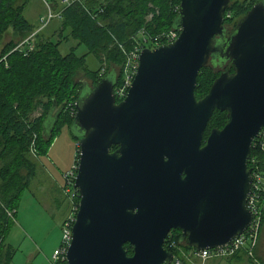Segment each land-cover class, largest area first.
<instances>
[{"label": "water", "instance_id": "water-1", "mask_svg": "<svg viewBox=\"0 0 264 264\" xmlns=\"http://www.w3.org/2000/svg\"><path fill=\"white\" fill-rule=\"evenodd\" d=\"M230 1L180 0L177 39L143 48L123 100L117 102L112 76L83 89L72 125L80 136L74 184L80 201L68 264H170V227L182 229L180 240L197 249L225 246L247 229L248 158L264 127V0L227 35ZM211 59L229 61L233 71H221L199 98L198 76ZM215 109L228 120L203 144ZM194 145L196 196L179 220L165 222L164 156Z\"/></svg>", "mask_w": 264, "mask_h": 264}, {"label": "trees", "instance_id": "trees-1", "mask_svg": "<svg viewBox=\"0 0 264 264\" xmlns=\"http://www.w3.org/2000/svg\"><path fill=\"white\" fill-rule=\"evenodd\" d=\"M257 1L231 0L225 13L226 29L232 31ZM27 2L0 0V44L10 30L16 37L11 38L0 51V264H11L16 253V248L5 241L13 223L7 211L17 212L23 192L37 173V162L30 153L32 142L35 141L38 156L48 155L63 127L68 126L72 131L75 104L88 86L76 80L79 71H87L92 80L91 87L111 76L116 87L122 82L126 61L121 45L124 48H131L137 43L148 46L141 37L136 40L143 30L148 40L164 31L180 30L177 25L180 0H83L62 7L54 5V8L61 10V34L69 30L67 36L77 40L78 45H84L87 48L85 53L79 55L74 49L63 53L62 40L55 41L41 33L37 35L33 50L11 52L18 41L34 29L24 15ZM228 12L231 14L229 17ZM231 31L227 30L228 33ZM89 56H93L94 62L105 63V71L101 72L100 64L91 68ZM223 63L226 69L233 71L229 61L224 60ZM220 72L210 65L200 70L195 90L199 98L209 92ZM38 109L40 114L34 116ZM226 118V114L216 111L206 134L214 126H224ZM73 135L80 139L74 131ZM253 153L252 147L250 155ZM73 200L79 205L80 197L75 187ZM263 224L264 209L260 232ZM180 239L172 238L176 242ZM169 241H165L166 248L180 255V246H168ZM181 242L185 250L192 248L185 241ZM125 247L128 254H133L130 243H126ZM244 256L241 253L232 258ZM58 264L68 262L64 260Z\"/></svg>", "mask_w": 264, "mask_h": 264}, {"label": "rangeland", "instance_id": "rangeland-1", "mask_svg": "<svg viewBox=\"0 0 264 264\" xmlns=\"http://www.w3.org/2000/svg\"><path fill=\"white\" fill-rule=\"evenodd\" d=\"M62 1L63 0H28L24 9V15L34 26L33 32L31 33L35 32V35L30 39L34 45L33 49L35 48L37 35L41 33L45 34L47 37H51V39L55 41L62 40L61 50L63 53L74 49L77 54L81 55L87 51V48L84 45H78L77 40L68 37L69 30H65L61 34V31H59V28L62 26L61 17L54 18L44 29L37 33L38 28L41 27V17L48 12L47 4L53 6V8L54 5L62 7ZM148 18H150V16ZM227 30L231 31V29ZM169 31H164V33ZM31 35L32 34L18 41L11 52L21 51V49L29 50L30 45L28 42L24 44L21 43ZM11 38L16 37L13 36L10 30L0 44V51ZM19 47L21 48L18 49ZM33 49L30 47V50ZM125 49L129 50V48ZM88 62L91 68H96L100 64L101 72H104L107 68L105 63L94 62L93 56H89ZM208 65L214 67L216 71H223L226 69V64L218 60L211 59ZM76 80H79V82H82L84 85H88L85 92L89 91L92 80L88 77L87 71L80 70L76 76ZM38 111L39 109L34 112V116L40 114ZM76 134H78V130ZM79 147V140L74 137L71 129L65 126L55 138L48 155H34L30 150L31 155L34 156L33 158L37 162V173L31 179L30 186L23 192L21 200H19L18 203L17 212L16 210L13 212L11 217L13 223L5 239L6 242H10L19 248L12 264H49V260H46V255H52L54 252L53 247L56 245L59 246L61 243L62 229L60 228V224L62 219L65 216L66 219L74 207L79 208L78 203L73 200L72 190L71 192L67 191L64 179L65 172L72 168L76 160L78 161L77 155L79 154ZM58 201L59 203H57ZM27 231L31 233V236L37 243L46 244L48 247L43 250V253H37L35 258L29 263L25 261V254L35 248V245L32 238L27 235ZM255 257L258 261L264 263V224L259 234L258 249L256 250ZM250 261L251 260L247 258V256H244L239 260H230L227 258L216 259L210 264L255 263Z\"/></svg>", "mask_w": 264, "mask_h": 264}, {"label": "built area", "instance_id": "built-area-1", "mask_svg": "<svg viewBox=\"0 0 264 264\" xmlns=\"http://www.w3.org/2000/svg\"><path fill=\"white\" fill-rule=\"evenodd\" d=\"M75 2H83V0H63L64 5H70ZM48 12L46 15L41 17L40 23L41 27L38 28L37 33L44 29L54 18L61 17V10L56 11L53 6L47 4ZM227 16H231L230 12ZM181 30V29H180ZM180 30L172 29L167 33H162L154 38L147 39L144 30L141 31L136 40L140 37L143 39L149 48H154L160 44L173 42L177 39ZM29 36L25 41L29 43L30 47L33 49V44L30 39L35 35ZM144 37H143V35ZM139 41V40H138ZM19 46V45H18ZM17 46V47H18ZM16 47V48H17ZM29 47V50H30ZM19 47L18 49H20ZM121 48L126 53V61L123 67V77L120 85L114 87V94L117 99L123 100L127 95L130 87L132 86L133 80L137 74L139 68V57L143 48H145L141 43L133 45L129 50H126L122 45ZM22 51V49H21ZM29 51L25 53L28 54ZM6 59V56L3 58ZM2 59V60H3ZM76 114V110L74 111ZM36 137V135H34ZM254 148L253 155H249L248 167L251 169V190L247 196V208L250 210L252 219L247 229L240 235L234 237L229 244L217 248L209 249H197L192 247L191 249L185 250L181 247L183 244L181 241L176 242L175 240L169 239L168 246L179 247L180 255H173L170 264H197L198 262L205 264L209 259H230L237 254H245L247 258L251 259L252 262L260 264L255 257V250L258 246L259 233L263 222V209H264V127H262L257 135L252 139L251 148ZM250 148V150H251ZM31 152L36 155L37 149L35 141L32 142ZM78 170V161L76 160L72 168L65 172V187L67 191L72 190L75 184V178ZM77 207H74L72 212L64 219L61 229H62V239L60 245L54 250L51 258L49 259V264H58L61 261H67V251L71 245L73 238V225L76 220ZM14 211L8 210L7 214L11 218Z\"/></svg>", "mask_w": 264, "mask_h": 264}, {"label": "flooded vegetation", "instance_id": "flooded-vegetation-1", "mask_svg": "<svg viewBox=\"0 0 264 264\" xmlns=\"http://www.w3.org/2000/svg\"><path fill=\"white\" fill-rule=\"evenodd\" d=\"M230 34L231 32L229 33L227 32V35H230ZM213 60H218V59H213ZM119 101L121 100L117 99V102ZM216 111H221V110L215 109L212 116L216 113ZM221 112L226 114V117H227L226 111H221ZM227 120H228V117L225 120V124ZM224 126H220V127L214 126L210 128L209 133L206 134L207 129L209 127V123H208L207 128L204 133L203 144L205 143L212 129L223 128ZM113 146H115V148L114 149L112 148V150H116L119 148V145H113ZM164 161H165V171H164L165 191L163 194L164 208L162 210V216L165 219V222H172V221L180 219L179 218L180 214L182 210L186 207L185 204L189 203V201L192 199L191 197L192 195L194 197L196 196V192H197V148L194 145V147L190 146L189 150L187 151L185 150L180 153H171L169 155H165ZM182 236H183L182 229H179L176 227H170L166 235V240L172 239V238H181Z\"/></svg>", "mask_w": 264, "mask_h": 264}, {"label": "crops", "instance_id": "crops-1", "mask_svg": "<svg viewBox=\"0 0 264 264\" xmlns=\"http://www.w3.org/2000/svg\"><path fill=\"white\" fill-rule=\"evenodd\" d=\"M6 36V35H5ZM57 203H59V201L57 202ZM66 217V216H65ZM65 217L62 219V221H61V224H60V228H61V225H62V222H63V220L65 219ZM61 230V229H60ZM27 235L29 236V237H31L32 238V241H33V243H34V245H35V248H33V249H31L30 251H28L27 252V254H25V261L26 262H31L32 260H33V258H35V256L37 255V253L38 254H41V253H43V250L44 249H47L48 247H47V245L46 244H39V243H37L36 241H35V239H33V237L31 236V233L29 232V231H27ZM35 235V234H34ZM6 241V240H5ZM8 244H10V245H12L13 247H15L16 248V253H15V255H14V258H15V256H16V254H17V252H18V247L17 246H15L14 244H12V243H10V242H7ZM60 245V244H59ZM58 246L56 245L55 247H53V251L57 248ZM36 250H37V252H36ZM47 257H46V260H49L50 258H51V256L52 255H46ZM14 258H13V260H14ZM239 259H242V258H239V257H235V258H230V260H239ZM213 260H216V259H209L208 261H206L205 262V264H210ZM13 262V261H12ZM251 262V261H250ZM260 264H262L260 261H258ZM253 263V262H252ZM12 264V263H11ZM197 264H202V263H200V262H198ZM255 264V263H254Z\"/></svg>", "mask_w": 264, "mask_h": 264}]
</instances>
